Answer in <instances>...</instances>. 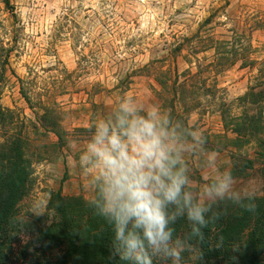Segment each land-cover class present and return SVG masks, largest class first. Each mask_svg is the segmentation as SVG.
<instances>
[{
  "label": "rangeland",
  "instance_id": "374dc122",
  "mask_svg": "<svg viewBox=\"0 0 264 264\" xmlns=\"http://www.w3.org/2000/svg\"><path fill=\"white\" fill-rule=\"evenodd\" d=\"M10 3L15 18L0 0V47L10 49L0 80V105L13 120L7 114L0 119V143L11 131H22L28 140L25 153L32 165V185L17 214L25 225L40 227L52 220L49 200L58 190L63 196L88 201L91 191L78 166L79 155L89 138V126L122 95L158 104L171 115L173 106L177 116L211 141L224 135L231 139L220 112L228 109L229 118L238 116L236 99L258 75L256 69L235 62L231 52L238 50L237 59L264 61V0ZM0 55L3 59L5 53ZM175 74L178 99H173L170 89ZM180 92L181 101L195 106L188 112ZM45 107L66 132L63 145L40 126L38 118ZM261 138L264 141V131ZM255 149L251 145L245 152L253 158ZM217 165L230 170L229 156L219 152ZM204 171L195 167L192 178L202 183ZM237 184L257 185L258 197L264 199V159L256 161L253 172ZM24 232L13 245L12 264L30 260L17 257L30 238L31 231Z\"/></svg>",
  "mask_w": 264,
  "mask_h": 264
},
{
  "label": "clouds",
  "instance_id": "9594fccd",
  "mask_svg": "<svg viewBox=\"0 0 264 264\" xmlns=\"http://www.w3.org/2000/svg\"><path fill=\"white\" fill-rule=\"evenodd\" d=\"M88 132L77 163L88 179L87 203L111 228L119 261L185 264L187 253L202 264L204 230L227 216V206L256 210L257 185H238L218 167L219 152L206 148L204 134L158 104L124 94ZM195 167L205 169L202 183L192 178ZM181 219L188 230L177 234Z\"/></svg>",
  "mask_w": 264,
  "mask_h": 264
},
{
  "label": "trees",
  "instance_id": "16d2710c",
  "mask_svg": "<svg viewBox=\"0 0 264 264\" xmlns=\"http://www.w3.org/2000/svg\"><path fill=\"white\" fill-rule=\"evenodd\" d=\"M3 4L15 18L10 0H3ZM227 43L220 42V45L227 46ZM220 49L215 48L216 51ZM0 52L5 53L3 59L0 55L1 80L9 64L10 49L0 47ZM238 53V50L231 52L234 61L240 60L243 68L256 69L258 75L245 94L236 99L240 111L238 116L229 118L228 109L220 112L224 131L230 132L232 138L217 136L214 138L216 142L206 138L209 151L216 150L229 156L230 171L237 182L244 181L253 172L256 161L264 159V141L261 138L264 131V61L257 62L248 57L237 59ZM178 84L175 74L170 86L173 99L179 97L175 88ZM21 95L29 103V99ZM179 95L185 112L195 107L193 103L187 106L185 100L181 101V92ZM42 111L38 118L40 126L56 137L57 145H63L66 132L62 130L57 116L47 107ZM171 112L175 119L184 121L176 115L173 106ZM5 114L13 120L12 113L3 110L0 105V119L6 117ZM27 141L22 131H11L4 134L0 143V264H12L13 245L26 229L31 231L30 238L17 257L22 261L30 257L27 264H126L111 255L112 230L101 217L95 215L94 209L82 197L63 196L60 190L56 191L49 200L52 220L40 227L22 224L17 219L19 204L27 197L32 185V165L25 153ZM251 145L256 147L253 158L245 152ZM254 202L257 205L254 212L229 204L227 216L204 230L206 240L202 245L205 251L202 264H264V199L257 197ZM175 228L177 234L186 232V220H179ZM220 236L225 238L224 247L217 249L214 245L219 242ZM235 244L240 246L238 251L233 252L231 249ZM54 251L55 256L48 258L47 255ZM185 260L193 264L187 253ZM154 264L159 262L154 261Z\"/></svg>",
  "mask_w": 264,
  "mask_h": 264
}]
</instances>
